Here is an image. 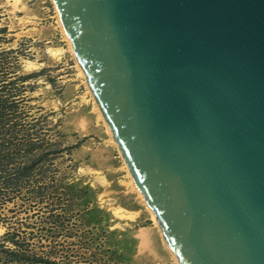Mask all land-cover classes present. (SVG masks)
<instances>
[{"label":"water","instance_id":"1","mask_svg":"<svg viewBox=\"0 0 264 264\" xmlns=\"http://www.w3.org/2000/svg\"><path fill=\"white\" fill-rule=\"evenodd\" d=\"M180 264H264V0H55Z\"/></svg>","mask_w":264,"mask_h":264},{"label":"rangeland","instance_id":"2","mask_svg":"<svg viewBox=\"0 0 264 264\" xmlns=\"http://www.w3.org/2000/svg\"><path fill=\"white\" fill-rule=\"evenodd\" d=\"M79 70L52 0H0V264H176Z\"/></svg>","mask_w":264,"mask_h":264},{"label":"bare ground","instance_id":"3","mask_svg":"<svg viewBox=\"0 0 264 264\" xmlns=\"http://www.w3.org/2000/svg\"><path fill=\"white\" fill-rule=\"evenodd\" d=\"M52 1H53L54 5H55V9H56V12H57V18H58V23H59V26H60L61 31H62V33H63V36H64V38H65V41L67 42L68 50L72 53V55H73L74 58L76 59L75 54H74V51H73V48H72V45H71L70 40H69V38H68V35H67L66 31H65V28H64V26H63V23H62V21H61L60 14H59L58 8H57V6H56L55 0H52ZM63 48H64V47H63ZM63 48H61V47H60V48H57V49H51V48H49L48 50H49L50 52H52V53L54 54V56H56V54L58 55V53H60V55H61V52H63L64 49H65V48H64V49H63ZM62 54H63V53H62ZM76 61H77V59H76ZM77 63H78V61H77ZM78 65H79V69H80L79 71H81V75L85 78V80H86V82H87L86 75H85V73H84L82 67L80 66L79 63H78ZM86 84L88 85V83H86ZM88 89H89V93H90L91 96H92V99H93V100L95 101V103H96V104H95L96 107H97L96 109H98L99 114H100L99 117H100L101 119H103V120L105 121V123L107 124V126L109 127L108 129H109L110 134H111V140H112V142H113L114 144H117L116 141L114 140L113 133H112V131H111V129H110V126L108 125L106 119L104 118V115H103V113H102V110L100 109V107H99V105H98V103H97V101H96V98L94 97V95H93V93H92V91H91L89 85H88ZM117 145H118V144H117ZM120 152H121V151H120ZM124 160H125V159H124ZM125 166H126L127 170H128L129 173H130L129 175L132 177V183H133V186H132V187H134V189H135V190L141 195V197H142V199H143V201H144V203H145V205H146L148 211L150 212V214L152 215L153 219L155 220L154 222H155V224L157 225V228H158V230H159V233H160V235H161V238H162V240H163V242H164L165 247L167 248L168 252L172 255L173 259L176 261V264H180V263L178 262L176 256L173 254V252L171 251L169 245H168L167 242H166V239H165V237H164V235H163V233H162V231H161V229H160V227H159V224H158V221H157L156 215L154 214V212H153V210L151 209V207L146 203L144 196L142 195V193H141L140 190L138 189V187H137V185H136V183H135V181H134V179H133V176H132V174H131V172H130V170H129V167H128L126 161H125Z\"/></svg>","mask_w":264,"mask_h":264}]
</instances>
